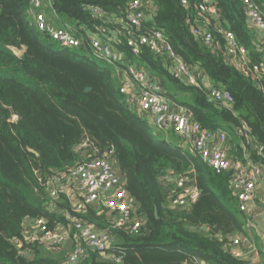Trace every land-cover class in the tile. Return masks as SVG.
I'll use <instances>...</instances> for the list:
<instances>
[{
  "label": "trees",
  "instance_id": "trees-1",
  "mask_svg": "<svg viewBox=\"0 0 264 264\" xmlns=\"http://www.w3.org/2000/svg\"><path fill=\"white\" fill-rule=\"evenodd\" d=\"M29 1L0 0V264H63L69 248L51 254L34 243L28 245L33 255L24 257L11 239L20 236L27 219L44 218L50 228L56 219H63L46 207L48 178L68 170L81 157L82 149L77 147L83 142L113 162L132 197L133 216L140 226L134 232L115 227L88 206L79 216L108 229L113 242L109 257L89 251L77 264H197V259L253 264L233 255L229 247V236L243 232L246 219L229 187V173H215L196 153L179 146L172 132L159 131L161 137H154L147 119L130 110L119 93L117 65L92 54L80 56L85 47L62 46L59 51L47 47L43 39L53 40L26 18ZM132 1L52 0V6L57 21L94 30L100 20L86 6L99 5L105 11L103 18L111 21L124 18ZM187 2L150 0L142 31L152 26L160 29L189 66L201 69L215 86L233 94L231 107L209 101L206 89L174 77L166 60L146 46L132 54L125 39L117 36L124 61L143 67L148 79L162 85L175 104L189 108L202 126L226 130L234 140L233 130L244 119L264 144V92L228 60L217 25L229 29L246 47L251 65L264 60L247 22L244 0H213L217 9L213 15L199 13L200 0ZM202 18L208 21L210 44L191 30ZM108 30L113 31L111 26ZM249 155L264 167L261 155L255 151ZM175 175L186 176L199 189L189 206L170 204L174 185L169 177ZM57 204L72 212L64 195Z\"/></svg>",
  "mask_w": 264,
  "mask_h": 264
},
{
  "label": "built area",
  "instance_id": "built-area-1",
  "mask_svg": "<svg viewBox=\"0 0 264 264\" xmlns=\"http://www.w3.org/2000/svg\"><path fill=\"white\" fill-rule=\"evenodd\" d=\"M244 2L248 25L255 34L254 41L264 54V0ZM181 3L186 5L188 2L181 0ZM149 4L150 0H133L124 18L115 17L116 20L111 21L103 18L105 11L99 5H88L85 8L100 20L94 30L81 23L61 19L60 22L57 21L58 15L52 6V0H30L27 13L35 28L59 45L85 47L96 59L117 67L123 63L119 72L118 91L124 95L127 107L143 114L151 128L157 132L174 133L179 146L196 153L215 173L232 170L229 187L237 201L238 209L246 215L264 170V167L254 163L249 155L251 151H255L264 158V144L252 135L249 123L243 119L233 130L238 138L237 148L241 156L233 154L230 150L232 135L228 131L202 126L193 118L189 108L175 104L165 95L162 85L148 79L143 67L125 62V56L117 48V36L125 39L134 55L139 54L142 47L146 46L166 60V66L174 77L199 89H206L209 101L227 107L233 105V94L215 86L201 69L189 66L175 52L160 29L152 26L142 31L146 10L150 9ZM196 8L201 14L217 13L213 0H200ZM201 20L200 24L191 27L192 33L204 43L210 44L212 36L206 28L208 21L206 18ZM217 25L218 32L225 38L224 50L228 60L242 73L250 75L264 92V60L251 65L246 47L229 29ZM109 26L112 27V32L108 30ZM81 149V157L68 170L59 171L48 178L49 199L46 207L60 214L63 219H56L54 228L48 227V221L44 218L27 219L20 236L11 239L21 256L33 255V250L28 245L36 243L51 254H58L69 248L62 260L63 264H77L87 257L89 251L109 257L108 250L113 238L108 229L100 228L79 216L88 206L95 207L97 212L104 214L115 227H123L129 232L139 228L140 221L133 216L135 207L132 197L122 185V179L113 162L107 156H101L97 148L88 146L86 142L77 147V150ZM169 179L174 185L170 201L173 207H186L197 199L199 189L190 184L186 176L175 175ZM63 195L67 198L72 212L57 204ZM245 225L246 228L255 227L249 217ZM231 240V253L243 258L237 246L241 241L238 237ZM262 257L264 262V246ZM197 264L214 263L197 259Z\"/></svg>",
  "mask_w": 264,
  "mask_h": 264
},
{
  "label": "crops",
  "instance_id": "crops-1",
  "mask_svg": "<svg viewBox=\"0 0 264 264\" xmlns=\"http://www.w3.org/2000/svg\"><path fill=\"white\" fill-rule=\"evenodd\" d=\"M119 72L120 68L117 67L116 73L118 74V77ZM237 142L238 138L234 140L232 138L230 150L233 154L237 153L241 156L239 149L237 148ZM244 216L246 219L243 224V232H236L235 234L229 236V241L238 237L241 241V243L237 245L239 247V252L242 253L241 257L243 256V258L250 260L253 264H261V262H263L262 248L264 246V170L256 186L254 200L249 205L248 214H244ZM248 217L253 220L255 227L246 228L245 224ZM240 238L246 239V241L243 239L241 240Z\"/></svg>",
  "mask_w": 264,
  "mask_h": 264
},
{
  "label": "rangeland",
  "instance_id": "rangeland-1",
  "mask_svg": "<svg viewBox=\"0 0 264 264\" xmlns=\"http://www.w3.org/2000/svg\"><path fill=\"white\" fill-rule=\"evenodd\" d=\"M26 18H27V20H28V22L30 23V25H33V20H32V18L30 17V16H28V15H26ZM43 42L45 43V45L47 46V47H49V48H51L52 50H62V46L61 45H59L58 43H55V42H53V41H49V40H47V39H43ZM79 55L80 56H83V57H85V56H92L91 55V53L89 52V50H87V49H81V50H79ZM115 66V65H114ZM121 75V74H120ZM151 133L154 135V137H156V138H160L161 137V132H157V130L156 129H154V128H151ZM174 138V137H173ZM176 138V137H175ZM174 138V139H175ZM167 139H169V140H171V138L170 137H167ZM177 140V139H176Z\"/></svg>",
  "mask_w": 264,
  "mask_h": 264
},
{
  "label": "water",
  "instance_id": "water-1",
  "mask_svg": "<svg viewBox=\"0 0 264 264\" xmlns=\"http://www.w3.org/2000/svg\"><path fill=\"white\" fill-rule=\"evenodd\" d=\"M11 48L13 49V51H14L16 54H18V53L20 52V50H19V49H17V48H15V47H11ZM86 89H87V90H89V87H87ZM11 112H12V115H13V116H15V115H14V112H13L12 110H11ZM30 151L34 152V151H33V150H31V149H30ZM232 172H233V171H232V170H230V171L228 172V173H229V175H231V174H232Z\"/></svg>",
  "mask_w": 264,
  "mask_h": 264
}]
</instances>
